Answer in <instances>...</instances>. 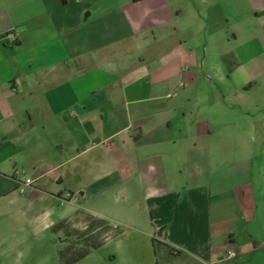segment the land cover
<instances>
[{
  "label": "crops",
  "instance_id": "1",
  "mask_svg": "<svg viewBox=\"0 0 264 264\" xmlns=\"http://www.w3.org/2000/svg\"><path fill=\"white\" fill-rule=\"evenodd\" d=\"M261 156L264 0H0V220L63 206L124 264H264Z\"/></svg>",
  "mask_w": 264,
  "mask_h": 264
},
{
  "label": "rangeland",
  "instance_id": "2",
  "mask_svg": "<svg viewBox=\"0 0 264 264\" xmlns=\"http://www.w3.org/2000/svg\"><path fill=\"white\" fill-rule=\"evenodd\" d=\"M200 36L197 34L193 36V42L197 46H202L207 41L204 34ZM208 42V49H210L209 39ZM154 47V45H151L145 50L150 53L148 54L149 56H151L153 50H156ZM200 85V83H197L193 87L186 86L185 91L181 89V93L178 94L182 97L186 110L192 105L188 102V98L193 94L200 97L199 99L202 101H205V96L210 95L208 93L210 92V87ZM248 95L253 97V93ZM200 108H202L203 112L201 115L204 116L205 105L201 103ZM231 110L233 111L226 112V114L235 113V111L239 112L240 108L234 107ZM241 121L244 122V120H239V123ZM261 158H264V156H261ZM16 174L23 180L31 176L27 167L17 170ZM62 219H65L63 217V206L55 205L53 216L44 213L21 216L18 222L11 217L6 218V220H0V264H61L59 253L65 247V241L61 232L54 233L52 231V226ZM71 222L67 226L66 231L75 234L78 230L83 229L84 226L96 224L95 219L83 214L78 215ZM111 235L110 227L99 223L90 238H93L94 241H104V243L100 248L92 251L76 264H124L121 257L126 256L125 249L118 243L117 239L114 237L109 238ZM115 255L118 256V259H113Z\"/></svg>",
  "mask_w": 264,
  "mask_h": 264
},
{
  "label": "trees",
  "instance_id": "3",
  "mask_svg": "<svg viewBox=\"0 0 264 264\" xmlns=\"http://www.w3.org/2000/svg\"><path fill=\"white\" fill-rule=\"evenodd\" d=\"M77 216L78 214H76L75 217ZM86 216L95 219L97 225L90 224L84 226V228L78 230L76 234L68 233L66 231L67 226L72 223L71 220H59L52 226V231L54 233L61 232L65 241V247L59 253V261L61 264H76L87 257L92 251H95L102 246L104 241H94L93 238H90V235H92L99 223L110 227L111 236H117L121 233L118 228L112 227L103 219L95 218L87 214Z\"/></svg>",
  "mask_w": 264,
  "mask_h": 264
},
{
  "label": "built area",
  "instance_id": "4",
  "mask_svg": "<svg viewBox=\"0 0 264 264\" xmlns=\"http://www.w3.org/2000/svg\"><path fill=\"white\" fill-rule=\"evenodd\" d=\"M32 184V181L30 180V179H27L26 181H25V183L23 184L24 186H29V185H31ZM66 198L68 199V200H71L72 199V195L71 194H67V196H66ZM236 255H237V253L235 252V251H229L227 254H226V256H225V260H232V259H234L235 257H236ZM216 264H219V263H216Z\"/></svg>",
  "mask_w": 264,
  "mask_h": 264
}]
</instances>
